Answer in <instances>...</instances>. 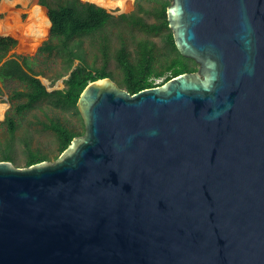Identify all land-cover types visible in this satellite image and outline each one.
Masks as SVG:
<instances>
[{
	"label": "water",
	"instance_id": "water-1",
	"mask_svg": "<svg viewBox=\"0 0 264 264\" xmlns=\"http://www.w3.org/2000/svg\"><path fill=\"white\" fill-rule=\"evenodd\" d=\"M167 17L197 71L94 80L56 159L0 160V264H264V0Z\"/></svg>",
	"mask_w": 264,
	"mask_h": 264
},
{
	"label": "trees",
	"instance_id": "trees-1",
	"mask_svg": "<svg viewBox=\"0 0 264 264\" xmlns=\"http://www.w3.org/2000/svg\"><path fill=\"white\" fill-rule=\"evenodd\" d=\"M147 1L155 3L146 6L145 0H136L133 11L115 15L107 9L116 8L111 3L38 0L39 4L46 8L43 17L50 26L48 37L38 45L35 54L15 52L19 39L11 34L0 35V81L6 83L8 80H18L21 84V88L13 89L9 95L14 112L9 110L0 124H7L8 132L13 136L19 126L17 114L45 102L56 108L72 110L81 116L77 103L85 87L90 82L106 76L115 78L113 71L108 68L111 36L106 32V28L111 24L138 28L146 34L136 38L134 51L129 48L125 37L121 36V44L115 52L121 70L120 84L131 93L162 84L181 73L197 71L199 69L197 62L184 56L176 47L167 17V9L172 0ZM150 16L154 17V20H150ZM151 35H162L166 43L163 60L158 57V45ZM85 36L99 40V49L103 56L101 66L89 61ZM44 54L60 56L66 62L68 77L64 80L65 88L49 90L39 77L41 72L36 70L35 64L38 56ZM63 75L65 72H60L56 78ZM161 77L164 78L163 81L157 83L156 79ZM2 93L3 88L0 85V95ZM45 127L52 129L56 134L59 150L56 158L70 145L75 136L84 133L68 126L60 119H52ZM26 150L28 152L26 165L49 158L48 154L32 148L28 141ZM1 159L15 161L10 144L0 153Z\"/></svg>",
	"mask_w": 264,
	"mask_h": 264
},
{
	"label": "rangeland",
	"instance_id": "rangeland-1",
	"mask_svg": "<svg viewBox=\"0 0 264 264\" xmlns=\"http://www.w3.org/2000/svg\"><path fill=\"white\" fill-rule=\"evenodd\" d=\"M97 3H111L116 8H107L115 15L124 12H131L135 9V1H129L126 10H122L117 4L111 0H84ZM145 5L150 6L155 1L145 0ZM102 6V5H101ZM43 9V12H42ZM43 13L46 14V8L39 4L38 0H0V35L11 34L19 39L15 52L35 54L38 45L48 37L49 24L45 22ZM150 20L154 17L150 16ZM3 22V23H2ZM15 22V23H14ZM6 26V27H5ZM15 28V29H14ZM12 29V30H11ZM11 30V31H10ZM106 32L111 36V55L109 58L108 68L113 71L117 83L120 84L121 70L118 67L115 58V52L121 44V36L128 41L129 48L134 51L136 38L146 36L138 28L130 26H118L111 24L106 28ZM152 39L158 45V57L160 60L165 58L166 43L162 35H151ZM87 46V57L90 62H95L97 66L103 63V56L99 49V40H95L90 36L84 37ZM66 62L60 56L39 55L35 68L40 71L39 77L47 85L49 90L55 88H65L64 80L68 77ZM65 72V75L56 78L57 74ZM163 77L157 78L156 82L161 83ZM3 93L0 95V103L7 105L4 116L0 121H4L6 113L13 111L12 102L9 100L11 91L15 88H21L18 80H8L6 83L0 81ZM121 85V84H120ZM19 100H16L18 102ZM14 112V111H13ZM18 129L15 135L11 136L7 129V124H0V153L10 144L15 156V165L26 166L28 152L26 150V141L32 148L48 154V160L53 161L59 153L58 140L52 129L45 127L52 119H60L72 128L84 131V123L81 116L75 114L72 110H63L56 108L48 102L42 103L37 107L27 110L22 114H17Z\"/></svg>",
	"mask_w": 264,
	"mask_h": 264
},
{
	"label": "bare ground",
	"instance_id": "bare-ground-1",
	"mask_svg": "<svg viewBox=\"0 0 264 264\" xmlns=\"http://www.w3.org/2000/svg\"><path fill=\"white\" fill-rule=\"evenodd\" d=\"M112 2H114L115 4H117L119 7H121L122 10H126V8L128 7V2L133 1V0H111ZM129 2V3H130ZM3 23V22H2ZM15 23V22H14ZM1 27V26H0ZM6 27V26H5ZM15 29V28H14ZM12 30V29H11ZM10 30V31H11ZM7 105L4 103H0V118H2L4 116V112L6 109Z\"/></svg>",
	"mask_w": 264,
	"mask_h": 264
}]
</instances>
